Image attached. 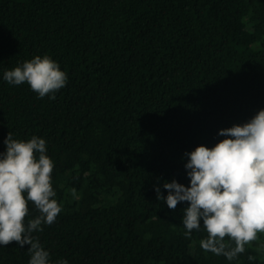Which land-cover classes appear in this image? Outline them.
I'll use <instances>...</instances> for the list:
<instances>
[{
  "label": "trees",
  "instance_id": "obj_1",
  "mask_svg": "<svg viewBox=\"0 0 264 264\" xmlns=\"http://www.w3.org/2000/svg\"><path fill=\"white\" fill-rule=\"evenodd\" d=\"M45 54L68 76L54 99L3 80ZM262 108L264 0H0V152L9 131L46 140L61 212L32 235L53 264H264L250 242L231 261L202 249L188 202L154 187L187 186L185 152ZM29 247L0 245V264Z\"/></svg>",
  "mask_w": 264,
  "mask_h": 264
},
{
  "label": "clouds",
  "instance_id": "obj_2",
  "mask_svg": "<svg viewBox=\"0 0 264 264\" xmlns=\"http://www.w3.org/2000/svg\"><path fill=\"white\" fill-rule=\"evenodd\" d=\"M2 78L11 85L27 83L39 98L54 99L68 76L45 54L5 68ZM217 135L224 138L211 147L200 144L185 152L187 186L165 180L166 196L159 184L154 187L157 199L170 209L178 202H188L182 216L185 235L203 227L207 236L201 239V248L231 261L245 251L246 244L258 240V233H264V108L246 122L219 129ZM4 144L0 152V245L28 244V264H53L50 252L32 235L42 231V224L53 223L61 212L46 140L36 135L16 139L9 131ZM29 201L39 214L25 221ZM260 249L264 244L258 245ZM55 264L68 261L60 259Z\"/></svg>",
  "mask_w": 264,
  "mask_h": 264
},
{
  "label": "rangeland",
  "instance_id": "obj_3",
  "mask_svg": "<svg viewBox=\"0 0 264 264\" xmlns=\"http://www.w3.org/2000/svg\"><path fill=\"white\" fill-rule=\"evenodd\" d=\"M250 246H252L262 257H264V249H260L259 251H258V246H256V245H254L253 244V241H251L250 243Z\"/></svg>",
  "mask_w": 264,
  "mask_h": 264
}]
</instances>
